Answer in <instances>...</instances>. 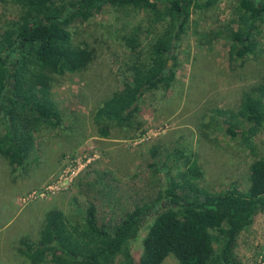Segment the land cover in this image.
<instances>
[{
	"label": "rangeland",
	"instance_id": "1",
	"mask_svg": "<svg viewBox=\"0 0 264 264\" xmlns=\"http://www.w3.org/2000/svg\"><path fill=\"white\" fill-rule=\"evenodd\" d=\"M235 4L218 0L213 8L192 12L191 29L175 50V79L145 93L134 106L132 125H112L108 137L100 135L95 115L106 99L122 91V64L129 55L114 34L117 15L106 6L68 28L72 48L88 51L91 60L78 72L52 76L62 123L38 132L25 164L14 169L0 155V264H31L18 252L20 242L38 239L52 209L60 210L76 232L84 231L89 207L99 224H113L145 192L163 188L164 179L158 182L150 165L166 173L163 165L170 155L169 162H194L202 191L233 185L240 193L247 191L251 160L243 141L250 138L264 159V128L235 138L225 129L244 93L263 79L264 26L256 37V54L232 59L220 33L239 25ZM19 16L18 6L0 4V28H8ZM146 17L145 12L132 13L128 21L136 24ZM145 234L144 228L132 246L137 262ZM235 254L241 264H264V212L240 233ZM42 264L53 263L48 258ZM163 264L178 262L169 255Z\"/></svg>",
	"mask_w": 264,
	"mask_h": 264
},
{
	"label": "trees",
	"instance_id": "2",
	"mask_svg": "<svg viewBox=\"0 0 264 264\" xmlns=\"http://www.w3.org/2000/svg\"><path fill=\"white\" fill-rule=\"evenodd\" d=\"M217 1L0 0L21 10L8 28H0V155L14 169L21 167L34 150L38 132L62 123L52 95V76L78 72L91 60L88 51L72 48L69 27L88 21L106 6L117 15L114 34L127 45L129 55L122 64V91L106 99L95 115L100 135L108 137L110 126L132 125L138 108L133 105L145 93L175 79V50L191 29L192 12L213 8ZM235 1L233 14L240 23L220 34L230 57L243 60L256 54L264 0ZM138 12H145L146 19L130 23L128 18ZM226 124L225 133L233 138L264 128V75L261 83L244 93L239 111L230 113ZM243 143L251 160L244 193L234 185L202 191L194 162L175 158L169 162L170 155L163 165L166 173L150 165L158 182L164 179L163 188L145 192L140 203L113 224H99L89 207L84 231L76 232L60 210L52 209L38 239L22 240L18 252L31 264L46 263L48 258L53 264H163L169 255L178 264H241L235 254L238 237L264 212V159L250 138ZM144 228L137 262L132 246Z\"/></svg>",
	"mask_w": 264,
	"mask_h": 264
},
{
	"label": "water",
	"instance_id": "3",
	"mask_svg": "<svg viewBox=\"0 0 264 264\" xmlns=\"http://www.w3.org/2000/svg\"><path fill=\"white\" fill-rule=\"evenodd\" d=\"M171 65V61L168 62V66L166 67V69L169 68V66ZM136 104H134L133 106H135Z\"/></svg>",
	"mask_w": 264,
	"mask_h": 264
}]
</instances>
